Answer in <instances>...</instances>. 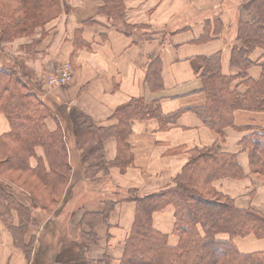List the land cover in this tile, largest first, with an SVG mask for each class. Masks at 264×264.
Listing matches in <instances>:
<instances>
[{
	"label": "crops",
	"instance_id": "crops-1",
	"mask_svg": "<svg viewBox=\"0 0 264 264\" xmlns=\"http://www.w3.org/2000/svg\"><path fill=\"white\" fill-rule=\"evenodd\" d=\"M250 1L123 0V21L115 22L98 14L100 0H67L69 10L43 31L3 45L9 57L22 59L23 72L32 83L40 80V99L56 119H48L46 125L50 131L58 125L62 129L70 174L56 207L34 210L35 224L24 238L25 244H31L29 257L14 245L0 221V264H120L136 213L132 198L171 188L193 150L218 142L191 111L206 105L198 77L199 59L217 56L223 75L238 74L230 66L231 48L239 45L240 8ZM124 24L139 29L127 36L121 32ZM37 41L35 53L23 51ZM250 60L248 78L264 86V51L254 50ZM154 61H158L162 81L156 91L146 80ZM65 62L74 70L71 82L45 88V75ZM240 80L232 86L244 92ZM137 99L157 104L163 115L182 113L168 128L156 119L131 120L126 140L131 163L121 171L113 165L118 154L115 137H102L96 129L116 126V109ZM233 123V128L224 131L221 149L237 155L244 178L222 179L212 186L238 208L264 214V180L251 175L248 153L239 150L240 140L253 132L242 128L264 129V113L238 111ZM8 131V121L0 114V136ZM35 155L44 159L39 148ZM30 166H37L35 158L30 159ZM44 167L48 172L45 162ZM10 189L21 198L19 202L30 201L15 185ZM106 206L112 210L106 222H99ZM173 212L169 205L152 216L153 228L168 236L170 246L178 242L173 235ZM234 243L242 253L264 251V241L253 236L234 239Z\"/></svg>",
	"mask_w": 264,
	"mask_h": 264
},
{
	"label": "trees",
	"instance_id": "trees-1",
	"mask_svg": "<svg viewBox=\"0 0 264 264\" xmlns=\"http://www.w3.org/2000/svg\"><path fill=\"white\" fill-rule=\"evenodd\" d=\"M100 1L98 14L115 22L123 21V0ZM240 9L236 33L239 45L232 46L230 56V66L238 74L223 75L217 56L199 59L198 77L206 105L191 111L218 142L193 150L171 188L132 198L136 213L120 264H264V251L242 253L234 243V239L248 236L264 241V214L252 208H238L232 199L212 186L218 180L244 178L237 155L221 149L225 129L234 127V114L238 111L264 113V86L248 78L246 73L253 65L251 53L256 49L264 51V0H251ZM68 10L67 0H0V50L16 39L33 36L38 29L43 31L48 23ZM133 29L139 27L124 24L121 32L128 36ZM39 41L24 46L23 51L32 55ZM2 54L0 114L7 119L9 131L0 136V221L11 234L14 245L29 257L31 244H25L24 238L28 228L35 224L34 210L56 207L69 179L70 165L61 127L58 125L50 131L46 125L48 119H56L40 99L37 89L40 80L32 83L20 70L23 66L18 67L20 59L7 55L10 59L7 63L6 53ZM150 67L146 80L156 91L162 87L158 61ZM236 79H241L239 84L244 86V92L232 86ZM181 113L182 110L163 115L157 104L147 105L137 99L116 109V126L96 130L102 137H115L118 154L113 165L123 171L131 163L126 143L129 122L156 119L162 128H168ZM242 129L253 132L240 140L239 150L248 153L251 175L264 180V129L249 126ZM38 148L44 159L36 157ZM31 158L37 161L35 168L30 166ZM12 184L29 197L27 204L19 202L10 191ZM169 205L174 209L173 235L178 239L175 246H170L168 236L152 225L153 214ZM111 210V206H106L98 221L106 222Z\"/></svg>",
	"mask_w": 264,
	"mask_h": 264
},
{
	"label": "built area",
	"instance_id": "built-area-1",
	"mask_svg": "<svg viewBox=\"0 0 264 264\" xmlns=\"http://www.w3.org/2000/svg\"><path fill=\"white\" fill-rule=\"evenodd\" d=\"M73 73L72 65L69 62H65L45 75L44 84L49 90L64 87L71 82Z\"/></svg>",
	"mask_w": 264,
	"mask_h": 264
},
{
	"label": "rangeland",
	"instance_id": "rangeland-1",
	"mask_svg": "<svg viewBox=\"0 0 264 264\" xmlns=\"http://www.w3.org/2000/svg\"><path fill=\"white\" fill-rule=\"evenodd\" d=\"M4 46H5V45H4ZM4 46H2V49H3ZM3 52H4L3 50H0V53H1V54H0V57L3 56V54H2ZM7 54H8V53H7ZM7 54H5V55L7 56ZM18 59H20L19 62H18V67H20L21 64H22V59H21L20 57H19ZM18 69H19V68H18ZM20 70L23 71L22 69H20ZM22 73H23V72H22ZM24 74L26 75L25 72H24ZM26 76H27V75H26ZM37 80H38V78H37ZM17 182H18V181H17ZM18 183H20V180H19ZM24 186L27 187L26 184H24ZM27 188H28V187H27ZM34 193H35L36 196L38 195V193H36V192H34ZM22 199H23V198H22ZM19 200H21V198H20ZM221 236H222V235H221Z\"/></svg>",
	"mask_w": 264,
	"mask_h": 264
}]
</instances>
